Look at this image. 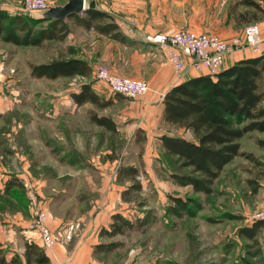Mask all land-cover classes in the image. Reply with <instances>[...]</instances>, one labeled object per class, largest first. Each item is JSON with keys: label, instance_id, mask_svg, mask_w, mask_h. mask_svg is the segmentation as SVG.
<instances>
[{"label": "rangeland", "instance_id": "374dc122", "mask_svg": "<svg viewBox=\"0 0 264 264\" xmlns=\"http://www.w3.org/2000/svg\"><path fill=\"white\" fill-rule=\"evenodd\" d=\"M65 1L56 0L55 6ZM102 1L114 3L117 14L149 32L186 30L224 39L220 33L231 25L234 28L237 14L244 12L235 0ZM43 13L26 14L39 19ZM256 16L260 20L250 24L264 20ZM69 48L91 66L90 77L48 81L30 75V66L66 58ZM126 52L122 44L74 26L63 42L42 48L0 41V223H26L31 231L36 210L45 212V224L55 242L45 250L62 248L55 264H242V258H248V242L238 236V230L264 212V149L256 142L264 140V132L254 131L240 140L241 151L252 154L261 166L235 158L208 196L177 185L170 174L180 171L164 156L159 136L188 135L163 122L164 90L157 95L150 88L151 60L138 57L139 62L126 64L125 57L131 56ZM100 67L118 76L141 78L149 91L137 99L114 94L96 80L94 70ZM85 83L100 98L112 100L110 108L96 112L112 116L117 135L90 122L91 105L77 107L72 102L70 94ZM137 130L146 137L142 143L136 140ZM120 167L137 168L136 181L118 184ZM13 178L23 187L5 191L6 182ZM250 180L260 185L256 192ZM136 183L141 190L123 197V190ZM172 196L194 199L201 209L182 219L167 215ZM146 212L152 220L145 227L113 238L100 236L102 229L109 228L112 214L134 222ZM90 237L92 248L87 251L83 241ZM259 240L260 264H264V232Z\"/></svg>", "mask_w": 264, "mask_h": 264}, {"label": "trees", "instance_id": "16d2710c", "mask_svg": "<svg viewBox=\"0 0 264 264\" xmlns=\"http://www.w3.org/2000/svg\"><path fill=\"white\" fill-rule=\"evenodd\" d=\"M236 5L246 8L236 16L245 25L259 21L257 14L264 15V11L253 0H237ZM250 11H253L251 17ZM43 22L48 24L40 26ZM71 26L93 31L120 44L130 43L114 18L95 7L88 8L81 14L71 15L63 21L32 18L26 13L13 15L0 10V41L16 46L42 48L46 43H61L71 33ZM68 52L66 58L30 66V75L48 81L90 77L91 66L75 57L73 49L69 48ZM70 97L77 107L91 105L94 108L89 112V120L93 125L110 134H118L112 116L99 115L96 112L110 108L112 100L100 98L90 83L82 84ZM162 105L163 122L188 135L163 134L159 137L164 156L172 160L180 171L170 174L177 185L190 187L192 192L208 196L213 193V186L221 172L235 158L240 157L253 164L262 165L252 154L241 151L240 140L248 133L264 132V54L241 59L213 76L186 79L164 94ZM136 132L139 135L137 142H144L146 137L142 131ZM256 142L264 149V140ZM138 175L135 167H120L116 182H135ZM249 183L253 185V192L260 187L256 180H250ZM22 187V183L13 178L6 182L5 191ZM132 190L139 191L141 186L136 183L126 187L122 196H128ZM169 201L165 213L179 219L193 217L195 211L201 209V204L191 198L172 196ZM150 215L146 212L142 218L131 222L120 213H114L111 215L109 228L102 229L100 236L113 238L127 231L143 228L151 222ZM262 232L264 221L257 220L238 230V236L248 242V258L243 257L242 264L261 263L259 236ZM25 254L29 263L47 262L43 252L34 244L26 246Z\"/></svg>", "mask_w": 264, "mask_h": 264}, {"label": "built area", "instance_id": "2783aa9c", "mask_svg": "<svg viewBox=\"0 0 264 264\" xmlns=\"http://www.w3.org/2000/svg\"><path fill=\"white\" fill-rule=\"evenodd\" d=\"M22 3L24 13H43L54 7L56 0H22ZM128 32L133 34L130 29ZM263 32L264 20L248 24L243 29L242 38L235 37L230 41L222 40L211 34L193 33L186 30L145 35L144 41L160 49L175 77L181 78L188 69L213 76L225 68V57L228 52L243 48L257 52L263 40ZM94 76L112 93L129 99H137L149 91V85L145 80L118 76L106 68H96ZM30 204L32 207L36 206L33 197ZM46 218L45 212L36 210L30 229L38 233L43 248L50 250L55 242L45 224ZM254 219L264 221V212L256 215Z\"/></svg>", "mask_w": 264, "mask_h": 264}, {"label": "crops", "instance_id": "0c3cea01", "mask_svg": "<svg viewBox=\"0 0 264 264\" xmlns=\"http://www.w3.org/2000/svg\"><path fill=\"white\" fill-rule=\"evenodd\" d=\"M1 1V0H0ZM9 3H1L0 10L6 11L10 14H20L24 13L21 10V0H18L20 3H15L16 0H7ZM88 2L93 1L95 3V8L100 11H104L110 14L115 22L118 24L121 32L128 38L130 41L129 44H122L123 48L127 50V54H131V56H126L127 59L126 64H134L140 61L138 57H148L151 60V70L153 78H149L151 83L150 88L152 90H156V94H159V89H163L164 91L161 93L162 98L164 94L174 85L181 83L182 81L197 77V76H205V72L196 73L193 70L188 69L187 72L181 77L177 78L174 76L169 65L166 64L164 56L160 49L156 46L148 44L144 41V36L148 33L158 34L163 33L159 32H149L148 28L143 29L142 26H137L132 23L130 18L123 17L117 14L116 10L113 9L115 7L114 3L105 4L102 0H87ZM258 3L259 7L264 11V0H253ZM67 2V0L65 1ZM237 0H235L236 5ZM240 6V5H237ZM242 7V6H240ZM244 11L246 8H244ZM261 16L263 14H260ZM264 16V15H263ZM224 23H226V17H224ZM236 18V17H235ZM235 23V27L229 25L230 27L224 32L220 33L222 37L220 38L225 41H230L231 38L241 37L243 35V31H241L245 24L242 21L237 20ZM236 29V28H240ZM80 28V27H77ZM82 29V28H80ZM128 29L133 31V34H129ZM239 30V31H238ZM90 32V31H89ZM262 42L259 45V49L257 52H252L250 49L243 48L238 51H230L227 53L225 57V68H228L238 62L241 59L245 58H253L259 55L264 54V32L262 33ZM136 55V56H134ZM130 78V77H129ZM138 79V78H134ZM141 79V78H140ZM103 87H106L104 83H100ZM150 89V91H152ZM163 100V99H162ZM162 100L160 104V108L163 110ZM160 137V136H159ZM111 219V218H110ZM5 225V226H4ZM2 225L0 223V264H36L33 261L27 262L26 257V246L30 244H34L39 250H41L44 254L46 263L43 264H55L62 253V248L60 246H56L53 251L48 252L42 247L41 241L38 237L37 232L29 231V227L26 226V223H16L15 221L9 220V222L4 223ZM90 238L83 241L85 250L89 251L92 248V245L89 244ZM78 257V256H77ZM79 258V257H78ZM78 258H75L74 261Z\"/></svg>", "mask_w": 264, "mask_h": 264}, {"label": "water", "instance_id": "95a60500", "mask_svg": "<svg viewBox=\"0 0 264 264\" xmlns=\"http://www.w3.org/2000/svg\"><path fill=\"white\" fill-rule=\"evenodd\" d=\"M93 1L86 2V0H67L64 5L54 6L42 14V18L46 20H60L63 21L67 17L74 14H81L88 8H94Z\"/></svg>", "mask_w": 264, "mask_h": 264}]
</instances>
